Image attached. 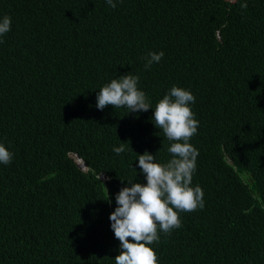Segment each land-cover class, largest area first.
Wrapping results in <instances>:
<instances>
[{"label":"trees","instance_id":"1","mask_svg":"<svg viewBox=\"0 0 264 264\" xmlns=\"http://www.w3.org/2000/svg\"><path fill=\"white\" fill-rule=\"evenodd\" d=\"M115 2L0 0V18L11 17L0 143L13 153L0 164V264H115L116 195L146 183L138 154L171 159L152 118L174 85L195 97L192 186L204 207L159 233L158 264H264V0ZM127 74L152 109L99 110V89Z\"/></svg>","mask_w":264,"mask_h":264},{"label":"clouds","instance_id":"2","mask_svg":"<svg viewBox=\"0 0 264 264\" xmlns=\"http://www.w3.org/2000/svg\"><path fill=\"white\" fill-rule=\"evenodd\" d=\"M106 3L112 8L117 6L115 0H106ZM241 7L246 8L247 4ZM10 30L11 17L5 15L0 18V37ZM163 56V51L148 53L145 68L159 63ZM138 81L139 77L131 74L112 79L97 92L96 107L103 110L109 105L113 108L126 106L129 112L152 109L146 94L138 88ZM194 103L191 91L174 85L155 106L152 119L155 127L171 142L168 152L172 157L162 164L147 151L138 154V166L146 183L128 181V186L116 195L117 207L109 217L114 236L120 242L115 264H158L157 253L150 245L159 241V233L170 234L173 229L180 228L181 212L204 207L202 188L192 186L199 155L189 142L199 127L191 109ZM113 151L120 154L125 148L121 144ZM12 160L13 153L0 143V164L9 165Z\"/></svg>","mask_w":264,"mask_h":264},{"label":"water","instance_id":"3","mask_svg":"<svg viewBox=\"0 0 264 264\" xmlns=\"http://www.w3.org/2000/svg\"><path fill=\"white\" fill-rule=\"evenodd\" d=\"M226 1H234V0H226ZM71 158L73 159V161L75 162V164L82 170H86L87 166L85 164V162L83 161V159L77 155L76 153H71L70 154ZM103 178H106L105 175L102 176Z\"/></svg>","mask_w":264,"mask_h":264}]
</instances>
